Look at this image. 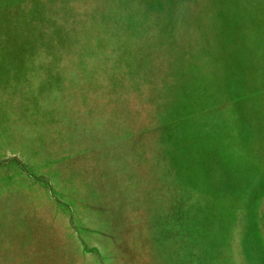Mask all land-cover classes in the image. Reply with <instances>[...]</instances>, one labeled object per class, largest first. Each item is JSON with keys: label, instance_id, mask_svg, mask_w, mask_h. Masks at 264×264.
<instances>
[{"label": "rangeland", "instance_id": "rangeland-1", "mask_svg": "<svg viewBox=\"0 0 264 264\" xmlns=\"http://www.w3.org/2000/svg\"><path fill=\"white\" fill-rule=\"evenodd\" d=\"M0 264H264V0H0Z\"/></svg>", "mask_w": 264, "mask_h": 264}]
</instances>
